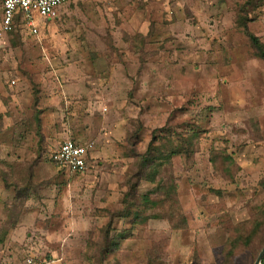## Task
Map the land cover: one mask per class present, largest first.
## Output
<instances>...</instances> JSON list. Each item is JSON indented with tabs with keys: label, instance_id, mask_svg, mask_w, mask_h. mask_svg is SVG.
Listing matches in <instances>:
<instances>
[{
	"label": "rangeland",
	"instance_id": "1",
	"mask_svg": "<svg viewBox=\"0 0 264 264\" xmlns=\"http://www.w3.org/2000/svg\"><path fill=\"white\" fill-rule=\"evenodd\" d=\"M245 1L71 0L59 19L35 22L37 36L24 27L0 41V152L10 139L5 117L22 111L13 141L27 155L43 156L32 170V184L42 187L29 199L45 200L52 214L0 225V264L27 257L51 264H222L232 235L244 236L260 219L252 249L232 259L255 263V249L264 245V61L233 27L232 4ZM249 17V31L264 43V6ZM189 129L199 132L198 152L175 156L167 170L178 181L186 227L114 218L111 235L131 236L102 257L103 229L125 208L133 163L125 157V132H139L135 150L142 152L153 131L168 146ZM67 140L94 143L85 173H61L47 160ZM223 148L235 162L232 181L209 162V153ZM35 170L43 178L35 180ZM152 189L141 182L130 203Z\"/></svg>",
	"mask_w": 264,
	"mask_h": 264
},
{
	"label": "trees",
	"instance_id": "2",
	"mask_svg": "<svg viewBox=\"0 0 264 264\" xmlns=\"http://www.w3.org/2000/svg\"><path fill=\"white\" fill-rule=\"evenodd\" d=\"M232 6L231 10L235 13L233 19L234 29L244 32L253 50L254 56L264 61V43L258 36L251 33L247 26L248 22L251 20L249 16L258 8L264 6V0H247L244 3L234 2ZM17 20H19V18L16 17L12 32L16 29L21 30ZM137 38L141 41H145V38L141 35H136V39ZM141 56V61H143L146 54H141ZM36 102L37 100L35 99L34 103ZM33 121L38 127L40 121L37 117L33 118ZM2 127V116L0 115V131ZM157 133L158 132L153 131L150 140L145 145V149L142 150V152H137L135 148L142 144L139 139V132H133L132 130L125 132L124 142L127 152L125 157L133 161L126 171L125 187H127V192L121 202L122 205H125V208L123 211L113 213L110 217V222L103 229V237L100 240L101 243L99 246L102 257H106L108 253L118 250L120 242L131 236L128 230H121L115 233V235H111L114 230L112 229L111 222L114 218H131L132 226L137 224L144 225L149 219H163L168 223L171 230H178L186 227V220L178 200V181L174 176L168 175L167 170L171 168L175 156L189 157L198 152L200 145L199 132L195 129H189L183 136L176 135V144L171 141L168 146L162 145V138L160 139V135ZM38 135L39 139H42V135H40V133H38ZM47 157V160L51 163L50 155ZM42 160L43 156L38 152L37 156L31 161L24 163H3L0 158V179L4 188L6 190H12L14 193L12 203L13 209L18 208L20 210V207L29 200V194L36 192V190L42 187L41 185L32 184V170ZM209 162L213 170L221 175V177L228 181L233 180L232 175L235 162L232 156L227 152V148L212 150V152L209 153ZM61 173L63 172L61 171ZM132 181L134 183H132ZM141 182L152 185L153 189L141 196L138 205L131 204L129 199L135 196ZM262 212L264 214V208L259 210V213ZM17 221L18 219H14L13 223ZM262 226L263 222L257 219L255 220V227L251 232H247L241 237L239 234H233L227 247L223 249L224 259L222 264H232V259L236 253L239 251L251 250L252 240L259 233ZM232 229L233 226L230 227V232ZM263 246L262 244L255 249L256 255L264 248ZM262 264H264V258Z\"/></svg>",
	"mask_w": 264,
	"mask_h": 264
},
{
	"label": "built area",
	"instance_id": "3",
	"mask_svg": "<svg viewBox=\"0 0 264 264\" xmlns=\"http://www.w3.org/2000/svg\"><path fill=\"white\" fill-rule=\"evenodd\" d=\"M71 0H0L2 15L0 20V40L9 34L14 26V20L18 17L22 23L31 30V34L37 35L33 19L35 16L43 21H54L60 17V8ZM15 85V81L10 82ZM94 149V143L85 145L75 141H64L56 152L51 153V163L68 175L83 174L87 170L89 154ZM23 264H51L48 259L27 257Z\"/></svg>",
	"mask_w": 264,
	"mask_h": 264
},
{
	"label": "crops",
	"instance_id": "4",
	"mask_svg": "<svg viewBox=\"0 0 264 264\" xmlns=\"http://www.w3.org/2000/svg\"><path fill=\"white\" fill-rule=\"evenodd\" d=\"M66 5H68V4H66ZM66 5H64L63 7L60 8V16H61L63 8ZM1 15H2V9H1V5H0V19H1ZM40 20L41 19L38 18L37 16L34 17V19H33L34 28L37 29V26H36L37 23H35L36 21L45 23V21H43V20L40 21ZM17 21L19 22V25H20L19 27L21 28V30L24 29V27H25L26 29H28L30 31V34H31V30L28 27H26L25 24L22 23L20 19ZM31 35H33V34H31ZM37 35H33V36H37ZM21 114H22V111H21V113H19V111L17 109H10L9 115H7L5 117V128L4 129L6 131L7 136H10V139L7 143L8 145L2 146V150L0 152V158L3 160H13V159L23 160V159H29V158L35 157L34 154L27 155L25 153V151H22V146H21L22 143H19L20 140L16 143H15V141H13V139L17 135L16 129L17 128L19 129V127H20V126L17 127V125H16L17 123L15 122V119L19 116H22ZM24 144H26V142H24ZM6 148H7V150H6ZM24 149L27 150L28 145L25 146ZM3 150H6V151H3ZM91 153H92V151H91ZM91 153L89 154V156L91 155ZM39 166H41V164ZM37 169L40 172V168H37ZM56 169H57V171L61 172L60 169H58V168H56ZM36 171L37 170H35V180H37L39 178V176L42 175V174L39 175V173H37ZM41 177L43 178V175ZM13 197H14V194H13L12 190H6L4 188L2 182L0 181V225L6 224L9 219H20L19 220V226L23 222V219H28V220L29 219H52L51 212L47 213L44 211V209L46 207V205H45L46 201L45 200H42V199L38 200L36 198V195H34L31 199H29L27 202H25L24 205L22 207H20V210H19L18 208L13 209V207H12Z\"/></svg>",
	"mask_w": 264,
	"mask_h": 264
},
{
	"label": "water",
	"instance_id": "5",
	"mask_svg": "<svg viewBox=\"0 0 264 264\" xmlns=\"http://www.w3.org/2000/svg\"><path fill=\"white\" fill-rule=\"evenodd\" d=\"M263 257H264V248L259 253V255H258V257H257V259H256L254 264H261Z\"/></svg>",
	"mask_w": 264,
	"mask_h": 264
}]
</instances>
